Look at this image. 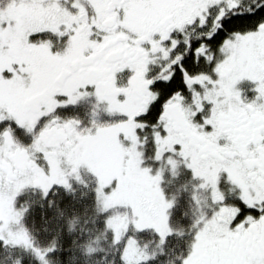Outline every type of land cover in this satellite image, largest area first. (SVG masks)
<instances>
[{
  "label": "snow or ice",
  "instance_id": "snow-or-ice-1",
  "mask_svg": "<svg viewBox=\"0 0 264 264\" xmlns=\"http://www.w3.org/2000/svg\"><path fill=\"white\" fill-rule=\"evenodd\" d=\"M0 264H264V0H0Z\"/></svg>",
  "mask_w": 264,
  "mask_h": 264
}]
</instances>
